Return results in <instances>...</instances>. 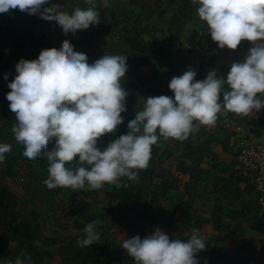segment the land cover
<instances>
[{
    "label": "clouds",
    "instance_id": "9594fccd",
    "mask_svg": "<svg viewBox=\"0 0 264 264\" xmlns=\"http://www.w3.org/2000/svg\"><path fill=\"white\" fill-rule=\"evenodd\" d=\"M51 2L0 0V13L19 9L39 15L58 26L64 36L101 22L96 0H86L88 7H76L71 13L55 4L48 7ZM191 2L220 49L236 50L242 41L253 45L245 60L233 62L224 75L209 70L202 81L195 79L192 68L173 77L168 85L173 96L145 99L142 110L128 122L129 131L103 149L97 146L98 140L114 133L124 122L121 114L127 111L128 93L121 83L128 71L126 56L104 54L89 63L86 54L66 43L59 52H45L38 60L21 59L16 64L17 74L7 84L10 91L6 94L17 121L12 131L23 147L24 160L46 157L48 178L43 183L48 189L119 187L121 178L135 180L138 171L147 168L160 137L183 141L198 127L195 122L214 126L221 112L249 116L264 110V0ZM10 151L11 145L0 143V163ZM73 162L81 166L69 167ZM100 223L86 224L81 247L100 240ZM121 237V248L134 264H199L196 254L207 248L205 238L195 230L188 239H170L159 226L143 239L139 235Z\"/></svg>",
    "mask_w": 264,
    "mask_h": 264
},
{
    "label": "rangeland",
    "instance_id": "374dc122",
    "mask_svg": "<svg viewBox=\"0 0 264 264\" xmlns=\"http://www.w3.org/2000/svg\"><path fill=\"white\" fill-rule=\"evenodd\" d=\"M53 4L58 5L61 10L65 9L68 13L76 7L89 6L86 0H52L48 7ZM158 5L157 0H107V4L103 0V7L116 8L129 19L122 26L126 24L129 29L132 26L141 29L143 43L132 46L123 43L115 36L94 37L90 34L91 26L87 30L64 36L58 26L46 23L40 19L39 15L28 17L14 11L0 13V26L9 30L0 37V70L4 69L6 72L0 71V143L11 145V151L5 154V160L2 163L5 168L14 166L12 173H19L15 178L9 177L11 179L9 184L7 182V186L17 193L14 196L20 201L16 209L21 215L19 219L24 217L28 225L34 227L33 234L38 239L35 243L37 253L44 252L52 255L51 258L43 260L46 264H63L65 256L68 253L72 254L74 248L80 247L79 241L85 235L86 224L96 220L101 221L98 225L101 238L97 242L108 246V252H112V247H119L123 256H126L127 252L121 248L123 239L121 236L128 239L139 235L143 239L153 234L157 226L170 239H188L194 230L202 236V227H191L185 219L189 200L196 209L201 207L200 196L204 187L201 173L198 175L194 173L197 170L190 169L191 173H194V178L196 177L195 180L192 176L190 177L191 173L183 175L182 172L186 164L191 163L188 162L191 158L187 155V151L191 152L188 138L185 139L186 141L179 140V144L177 140L171 138H160L163 141L159 140L156 146L152 147V158L147 168L139 170L135 180L121 178L120 184L135 183L143 187L138 214L147 217L148 221H157L152 226L144 224L146 226L143 227L135 224L134 218L137 214L108 213L110 199L107 194L112 192L116 185H105L102 189L96 190L90 189L87 185L79 190L60 187L58 194L50 197L45 193L46 188L31 181L28 175L30 171H35L41 176L48 175V162L35 161L31 162V165L30 163H8V161L19 158L20 145L12 131L17 121L15 113L9 108L10 102L6 99V94L10 91L7 84L14 80L17 74L16 64L21 59L29 60L31 57V52L27 47V35L33 34L43 38L49 43V50L51 46L59 49L66 43L71 44L74 46V51L87 55L89 63L95 62L104 54H122L128 58V71L125 76L134 82L146 79L153 73L154 68L161 76L173 78L189 69L188 61L194 59L195 56L189 50L196 46L189 45L187 39L191 31L203 28L204 22L199 20L197 5H195L191 20L185 24L184 32L181 36L179 35V39H176L173 35L177 32L168 31V21L173 15L172 10L159 15L163 7L158 10ZM178 6L175 4L172 8ZM5 74L9 75L7 80L4 79ZM121 83L128 93L125 100L126 108L137 107L138 109L142 96L149 95L146 90L147 86L141 87V94L138 95L135 86L127 88V84L122 81ZM110 142L100 138L97 146L104 148ZM43 159L47 160L46 157ZM68 166L77 168L81 165L73 162ZM190 167L192 168L191 165ZM3 181L4 186L7 176H4ZM192 183H195L192 189L195 190V196L187 194L189 188L191 191ZM189 209L194 208L192 206ZM193 217V220H196L195 215ZM179 219L183 220L177 224L176 221ZM48 239H56L58 242L51 244L47 242ZM205 243L207 248L196 254L199 262L204 260L207 264L211 262L232 264L218 243L206 240ZM220 255H225V258ZM131 262L134 264L132 258Z\"/></svg>",
    "mask_w": 264,
    "mask_h": 264
},
{
    "label": "crops",
    "instance_id": "0c3cea01",
    "mask_svg": "<svg viewBox=\"0 0 264 264\" xmlns=\"http://www.w3.org/2000/svg\"><path fill=\"white\" fill-rule=\"evenodd\" d=\"M251 47L252 44L248 41H242L238 48L232 51L220 48L208 51L198 46L192 47L189 51L195 56L188 61V66L192 69L202 68L213 58L214 70L219 75H224L233 62L245 60ZM148 97L155 96H142L138 111L142 110ZM195 123L198 127L188 137L191 152L187 151V155L190 156L188 162L191 163L186 164L185 175L191 173L190 169L197 170L194 173H201L204 187L203 196H200V208L196 209L189 200L186 223L191 227L196 221L202 223V236L207 242L218 243L228 260L250 256L259 259V264H264V207L260 205L259 196L254 190L252 174L240 167L237 161L242 138L254 143H264L263 110L257 114L254 111L249 116L221 112L214 126ZM4 167L5 165L0 163V170ZM194 173H191L190 177L195 180ZM10 179L7 177L6 185L0 191V264H18V261L22 264H46V261L38 262L35 255L25 254L23 250L18 249V243L25 238L29 227L27 220L22 217L10 229L8 226L13 223L12 218L4 219L3 205L7 194L17 195L7 186ZM194 185L195 183H192L188 195L195 196V190H192ZM194 199L195 197L192 200ZM192 206L196 211L189 209ZM193 215L196 220L192 219ZM182 220L179 219L176 223L179 224ZM9 229L11 232L7 231Z\"/></svg>",
    "mask_w": 264,
    "mask_h": 264
},
{
    "label": "trees",
    "instance_id": "16d2710c",
    "mask_svg": "<svg viewBox=\"0 0 264 264\" xmlns=\"http://www.w3.org/2000/svg\"><path fill=\"white\" fill-rule=\"evenodd\" d=\"M103 0H96V6L98 11L100 12V23L98 25H90L91 30L90 34L94 37L99 36H108V37H118L123 43L132 46L135 44H142L143 39L141 38V29L136 26H132L131 29L128 28V25L122 26L123 23L129 21L126 16L120 12L118 9L113 7H103ZM159 3L158 10L163 7V9L159 12V15H163L167 13L168 10H172L173 15L171 19L168 21V31L173 32L174 30L177 32L176 35H173L176 39H179V35L181 36L184 32L185 24L189 22L192 18V14L195 10V4L191 2V0H157ZM178 4L179 6L176 8H172L173 5ZM16 13L26 15L28 17H32L33 15H29L25 12H21L19 9L13 10ZM9 30L0 26V37H2ZM27 47H29V51L31 52V57L29 60H38L40 55L45 52H59L61 48H56L51 46V50H49V43L45 41L43 38H39L33 34L27 35ZM187 43L192 46H198L200 48L211 51L213 48H219L218 45L212 41L210 34L207 33V25L198 30L194 29L190 32ZM225 50H229L225 48ZM9 66V64H8ZM194 71L196 72L195 79L198 81H202L206 78L209 70H214V59L212 58L204 67L198 68L194 67ZM7 70V69H6ZM2 73H6L3 70ZM156 68L153 69V73L148 76L146 79H139L138 82H134L129 80L126 76L122 79V82L127 84V88L131 86H135V90L138 95L141 94V87L146 85V90H148V94L153 96L166 95L173 96V93L170 91L168 85L172 78H166L161 76L158 73ZM10 74V73H8ZM9 77V75H8ZM138 84V86H137ZM133 95V94H131ZM138 111L137 107L127 109L126 112L122 113L123 124L118 126L117 130L114 133L106 134L101 137L108 141L114 140L116 137L122 134H126L129 130L127 128V124L130 120L135 118L136 112ZM162 138V137H160ZM172 139V138H171ZM163 141V139H159ZM176 140V139H173ZM177 144L180 143L177 140ZM54 147V141L48 145V149H52ZM103 149V148H101ZM37 161L40 162H48L47 160L41 158ZM8 163H30L23 159V147L20 146L19 149V158L16 160L8 161ZM14 170V166L4 167L3 170H0V191L3 188V178L4 176L15 178L18 176V172L12 173ZM182 172L185 174L186 169H182ZM29 178L33 182H37L42 187L46 188V194L50 197H54L58 194V190L60 187L56 189H48L47 186L43 183L44 180L48 178V175L41 176L37 174L35 171H30L28 173ZM121 186L117 187L110 193L107 194L110 201H108V213H119L123 215H136L134 218V222L137 225L149 226L155 225L157 221H148L147 217L141 216L138 214V208L141 204L142 196H143V187L135 184L124 182L120 184ZM20 201L14 194L8 193L6 196V200L4 202V219L12 218V224L8 227L13 228L14 224L20 220V213L17 211V206ZM2 219V220H4ZM193 219V218H192ZM191 219V220H192ZM202 223L196 221L194 226L200 227ZM216 225V224H215ZM84 227V226H83ZM7 230V231H10ZM6 231V230H4ZM34 227L29 226L27 228L25 238L18 243V249L23 250L25 254H33L37 257L38 262H42L46 258H51L52 255L49 253L39 252L37 253V246L35 243L38 239L33 234ZM11 232V231H10ZM46 242V241H45ZM47 242L51 244H55L58 242L56 239H48ZM211 242V241H210ZM109 247L103 245L101 243H95L91 246L87 247H76L73 249L72 254L68 253L65 256V260L63 264H132L131 257L127 254L123 256L122 251L119 247H112V252H108ZM219 251V250H218ZM219 254V252H217ZM225 258V255H220ZM228 258V257H226ZM232 264H259V259L255 257H236L231 260ZM199 264H207L204 260H201ZM208 264H216V263H208ZM218 264V263H217Z\"/></svg>",
    "mask_w": 264,
    "mask_h": 264
},
{
    "label": "built area",
    "instance_id": "2783aa9c",
    "mask_svg": "<svg viewBox=\"0 0 264 264\" xmlns=\"http://www.w3.org/2000/svg\"><path fill=\"white\" fill-rule=\"evenodd\" d=\"M237 161L240 167L252 174L254 190L259 196L260 205L264 207V143H254L242 138Z\"/></svg>",
    "mask_w": 264,
    "mask_h": 264
}]
</instances>
